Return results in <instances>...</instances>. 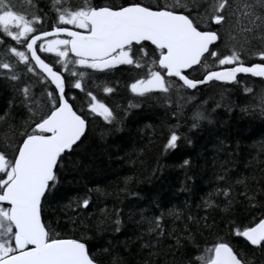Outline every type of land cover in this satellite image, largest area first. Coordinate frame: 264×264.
<instances>
[{
	"label": "snow or ice",
	"instance_id": "snow-or-ice-1",
	"mask_svg": "<svg viewBox=\"0 0 264 264\" xmlns=\"http://www.w3.org/2000/svg\"><path fill=\"white\" fill-rule=\"evenodd\" d=\"M117 71L129 73L125 87L133 97L123 115L120 105L106 103L91 90L95 86L105 96L116 93L93 77ZM244 77L264 80V0H50L47 12L34 0L26 6L0 0V86L10 88L25 110L20 125L0 141V264H100L89 245L91 237L62 234L45 219L46 207L62 198L65 176L82 167L76 157L90 129L102 121L109 131H123L133 108L155 100L174 106L176 122L163 125L167 136L161 154L176 155L182 144L192 143L179 119L189 102L203 89L223 93L228 86L240 90L243 85V93L251 94ZM73 89L82 96L70 95ZM260 104L264 115V92ZM220 106L217 102L211 111ZM189 119L191 133L205 121L212 123L209 110L200 105L192 108ZM179 166L188 169L191 160L183 158ZM131 182L125 178L119 191L142 199L128 191ZM235 184L243 189L238 195L247 201L251 218L231 219L227 234L203 247L188 232L183 239L196 245L198 253L189 264H252L227 237L264 252V200H257L264 189L250 187L247 178ZM217 194L225 198L222 211L232 212L237 202L233 184ZM64 195L69 197L64 207L74 216L91 204L87 194ZM256 209L262 210L259 216ZM101 213L120 232L122 210L105 208ZM136 214L141 247H158L165 235V213L148 215L139 208ZM167 215L180 218L173 211ZM176 246H184L180 236ZM111 264L125 261L112 253Z\"/></svg>",
	"mask_w": 264,
	"mask_h": 264
},
{
	"label": "trees",
	"instance_id": "trees-1",
	"mask_svg": "<svg viewBox=\"0 0 264 264\" xmlns=\"http://www.w3.org/2000/svg\"><path fill=\"white\" fill-rule=\"evenodd\" d=\"M19 2L27 5V0ZM34 2L43 11H48L50 0ZM93 79L97 85L108 83L117 89L111 96H105L99 88L91 86L98 98L112 106L120 105L119 112L123 115L129 100L133 99L125 87L129 73L96 74ZM244 81L253 88V93L245 95L243 85L240 90L228 86L223 93L217 88L203 89L196 100L189 102L179 119L181 130L188 133L192 143L182 144L176 155L161 154L167 136L163 125L176 122L172 117L174 106L169 109L153 100L133 108L120 132L109 131L102 121L96 123L76 157L82 167L77 173L65 176L62 198L53 200L46 207V221L62 234L91 237L89 245L97 253L100 264H111L112 253L120 256L125 264H189V258L198 253L196 245L183 239L188 232L203 247L205 242L225 236L228 232L226 225L231 219L247 222L245 218H251L247 201L238 195L243 189L235 181L247 178L250 187L264 189V115L260 111L264 80L244 77ZM72 94L82 96L74 89L70 91ZM217 102L221 106L211 111ZM197 105L209 110L212 123L205 121L198 131L191 133L188 132L189 117ZM243 107L248 110L242 111ZM0 117H3L0 118V141L11 136L12 130L25 118L19 98L10 88L3 86H0ZM183 158L191 160L190 168L179 166ZM218 176H224L226 180L220 181ZM127 177L132 178L128 191L139 193L142 199L119 191L125 187ZM227 183L233 184L237 200L229 213L222 211L225 198L217 194V189ZM88 189L92 191L89 193ZM66 192L72 197L89 195V208L74 216L64 207L69 198L64 195ZM257 200H264V192L257 196ZM117 207L123 213L120 232H115L111 220L101 213V209L111 212ZM139 208L146 209L148 215L165 213V235L161 237L160 245L151 250L142 248L143 241L138 239L142 232L136 223ZM169 211L178 213L180 218L167 215ZM261 211L256 209L254 214L259 216ZM205 223L211 227L205 228ZM177 236L181 237L183 247L176 246ZM227 238L244 251L245 258L252 264H264V252L253 251L242 239ZM105 248L109 251H102Z\"/></svg>",
	"mask_w": 264,
	"mask_h": 264
}]
</instances>
